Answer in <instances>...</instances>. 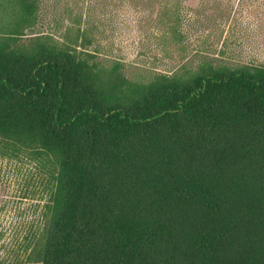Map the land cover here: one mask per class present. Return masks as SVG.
<instances>
[{
    "label": "trees",
    "instance_id": "obj_1",
    "mask_svg": "<svg viewBox=\"0 0 264 264\" xmlns=\"http://www.w3.org/2000/svg\"><path fill=\"white\" fill-rule=\"evenodd\" d=\"M41 2L0 0V164L44 189L0 264H264V63L134 81L80 28L31 36Z\"/></svg>",
    "mask_w": 264,
    "mask_h": 264
},
{
    "label": "rangeland",
    "instance_id": "obj_2",
    "mask_svg": "<svg viewBox=\"0 0 264 264\" xmlns=\"http://www.w3.org/2000/svg\"><path fill=\"white\" fill-rule=\"evenodd\" d=\"M172 2L178 5L177 0H42L31 36L62 42L80 28L92 39L87 50L99 62L119 63L129 79L142 82L206 62L264 63V0H181L183 24L176 37L164 17ZM43 190L35 165L0 164V260L22 258L25 237L42 222Z\"/></svg>",
    "mask_w": 264,
    "mask_h": 264
}]
</instances>
